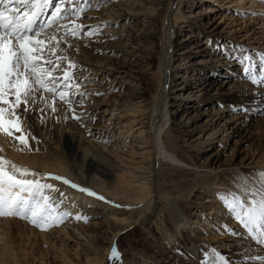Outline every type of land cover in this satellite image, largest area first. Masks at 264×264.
Masks as SVG:
<instances>
[{"label": "bare ground", "instance_id": "1", "mask_svg": "<svg viewBox=\"0 0 264 264\" xmlns=\"http://www.w3.org/2000/svg\"><path fill=\"white\" fill-rule=\"evenodd\" d=\"M101 1L95 0L94 7L99 6ZM109 1L107 5H103L101 11L91 9L85 14V19L75 22L83 26V33L89 31V26L100 28L101 31L90 38L87 35L88 39L82 42L79 53L75 54L73 63L76 67L72 70L75 75L74 82L83 86L87 83L85 79L93 81L96 75L104 73L100 82L87 83V87L83 90L80 87L79 92H86L84 95L92 96H98L97 93L118 92L115 96L117 101L112 103V107L108 105L109 102L105 100V97L98 100L102 101L101 104L95 100L94 108L98 110L101 105H104L106 109L103 116L107 115V111L111 108V115L119 113L117 122L126 119L127 122L122 126L123 130L119 131L117 138L123 136L124 131L127 130L125 134L133 136L132 142H136L134 146L136 149L132 150L130 146L97 143L96 140L103 137V131L114 126L111 118L106 120L104 117L102 122L96 125L87 124V136H85V133L80 134L69 130L64 123L61 125L62 122L56 126L51 119L40 118L37 110L39 107L22 113L25 119V133L30 137L28 147L0 137V149L10 160L15 161L14 163L21 164L26 169L35 168L37 175L28 176L27 179H36L41 184L53 186L52 189L45 188L44 193L50 197V202L59 213L72 210L58 226L51 227H57L58 233L65 234L64 239L76 244L80 249L79 254L80 259L84 261L83 264H151L145 260L133 262L138 261L141 254L135 253V249L129 246L128 239L135 228L134 231L137 229L142 231L147 227L160 206L155 184L157 182L158 125L160 133L164 123L168 124L169 120L166 118L170 115V131H166V135L170 136L172 133L187 139L186 141L192 139L194 143L183 146L176 143V146L182 149V152L187 154L189 160L194 163H197L196 158L202 152L215 145L220 144L226 148L235 141L232 144L233 156L236 158L245 156L239 164H236L234 160L228 161L224 171L237 176L256 165L264 169L263 140L261 147L257 148L253 154L248 155L243 149L244 145L254 140V135L258 133H254L253 137L245 133L241 138H235L238 132L244 129L250 130L247 118L244 119L243 114L238 113L232 115L229 120L223 118L228 101L230 103L247 102L253 97L248 103L249 106L258 102L261 104L259 109H264V83L253 84L246 76L243 82L233 85L230 92L221 93L224 84H219L216 80L203 85L197 91L193 90L197 81H204L207 78L202 77L201 72L190 76L182 75V81L175 82V77L180 73H186L189 69L195 71L198 65L205 70L203 71L205 75L215 74L207 69V65L213 62L212 59L199 61L197 64L185 63L189 53L186 47L187 42L180 44L177 37L187 26H179L176 29L175 25L182 17H186L180 14L181 8L172 19L170 17L172 5L176 0ZM200 21L199 18L195 20V23L198 22L196 24L199 25ZM190 23L195 25L193 21ZM191 31L196 37V30ZM174 36L176 41L172 40ZM144 41H147L148 45L144 44ZM82 46L92 47V50L84 49ZM174 46L176 51L180 48L184 49L178 56L184 57L180 60L183 63L175 65L176 54L171 57L170 53ZM225 50L227 51V48L224 46L222 53H225ZM204 51L205 49H200V52ZM219 60L224 65L232 64L228 63L227 57L224 56ZM249 73L260 77L253 68L249 69ZM216 74L219 75V73ZM153 75L157 77V88L154 93L147 85L148 82L145 83L146 78ZM107 77H112L113 82H118L115 88H110L103 83ZM123 79L128 80L124 84V89L119 83ZM174 87L176 88L173 89ZM87 91L90 92L87 93ZM189 100H191L190 103ZM217 100L221 108L218 111L211 109L199 113L197 110L201 107V103ZM168 101L172 103L169 104ZM184 104L186 106L183 108L187 110V115L182 123H175L176 113ZM75 111L76 116L83 120L82 124L86 122L85 119H89L87 115L81 114L83 109L75 108ZM64 121L68 122L67 116L64 117ZM134 134H137L136 137ZM167 148L170 149L171 146L167 144ZM145 149H148L147 153L142 152ZM217 153L212 155L215 161H210L206 167L209 168L212 163L219 160L220 155ZM141 155L154 156L150 165L146 164ZM179 162L184 163L183 160ZM49 175L62 179H51L47 177ZM63 179L72 182L65 184ZM71 184L78 187L73 188ZM80 188L94 192L96 195L90 196L87 192H81ZM239 192L242 194V190ZM98 195L103 199L100 200ZM216 202L218 204L207 215L210 217L218 215L225 209V213L235 219L222 201ZM186 212L178 210L173 215L172 222L177 232H180V226L193 224L190 219L191 212L187 214ZM195 216L194 223L199 222L204 225L207 222L205 214L195 213ZM93 220L99 222L93 224L94 230L88 234L82 224ZM250 235L251 233L244 234L241 228H236L235 238L230 239V244L225 246L229 257L234 259V264H264V246L251 245L248 241ZM51 236L52 234H38L20 221L0 219V264H15V262L19 264L21 251H24V256H21L31 263L34 260L32 253H28L31 247L38 248L41 243L56 248ZM239 245L241 248H238ZM162 246L167 248L165 243ZM113 248H116L119 253L116 258L111 255ZM62 250L56 248L52 258L62 260L64 258ZM189 252L195 259V248ZM242 252L245 254L241 255ZM27 260L21 261L26 264ZM41 264H49V262Z\"/></svg>", "mask_w": 264, "mask_h": 264}, {"label": "rangeland", "instance_id": "2", "mask_svg": "<svg viewBox=\"0 0 264 264\" xmlns=\"http://www.w3.org/2000/svg\"><path fill=\"white\" fill-rule=\"evenodd\" d=\"M94 2L95 0H90L89 6L81 14L80 18L77 19L75 17H71L69 20L62 21V23L67 24L68 27L71 28L73 22L85 19V14L88 13V11H91L92 9L99 12L103 8V5H107L110 1L102 0L97 7H94L96 6ZM179 9L181 11L180 14L186 17H182V19L175 25L176 29L179 26H187L184 27L181 35L177 37L178 42H181L180 44L187 42L186 47L189 53L185 63H187V65L197 64L199 61L212 59L213 62L207 65V69L215 74L207 76L203 73L205 70L201 69V65H196L197 69L195 71H191L189 69L186 73H180L179 76L175 77V82L180 80L182 81V75L186 74L187 76H190L201 72L200 75L207 78L204 81H197L194 85L195 89L193 90L197 91L203 85H207L213 80H216L219 84H224L221 93H228L233 89V85L245 80V68H248V70L253 68L259 76L264 74V58H262L264 57V0H176L171 8V19ZM45 11L50 15V9H46ZM253 13H255V15H253ZM199 18L201 21L198 25L196 24L198 22L195 23V20H199ZM44 19L45 17L42 16L38 23H43ZM192 21L195 25L190 23ZM191 30H196V37L193 36L194 33ZM63 31L64 30L61 29V31L57 33L58 38L63 35ZM83 32L84 29L81 30L77 37L69 35L66 39L60 40V49L62 51H58L57 55H66L68 59L73 62L76 58L75 54L79 53L82 42L88 39L87 35H84ZM51 33V28L46 29L45 33H41L39 38H45ZM91 36L92 35H89V38ZM172 40L176 41V36H174ZM98 44H100V42ZM144 44L148 45L147 41H144ZM69 45H71V47H69ZM224 46L227 48V51L225 50V53H222L221 50H224ZM82 47L84 49L92 50V47L89 46ZM200 49H205V51L200 52ZM183 51L184 49L182 48L176 51L175 46L171 48V57L172 55L174 57L175 54V57H177L175 65L183 63V61L180 60L184 57H178ZM222 56L227 57L229 61L228 63L232 64H222V61L219 60ZM246 57H250L251 59H245ZM50 58L55 59V57ZM141 63L142 62H140V64ZM61 66L64 67L65 65L62 64ZM138 68L142 69V67ZM216 73H219V75ZM102 75H104L103 72H101L98 76L96 75L95 78L92 79L93 81L85 79V82H100ZM113 80L114 79L112 77H107L103 83L110 88H115L118 82H113ZM146 80L147 81L145 83L148 82L147 85L154 93L157 88V77H154L153 75L150 78H146ZM127 81V79H123L119 82L123 89L125 88L124 84ZM87 83H84L83 86H81L82 90L87 87ZM175 88L176 87L173 89ZM88 92L90 91H87V93ZM212 93H214V91ZM83 94H86V92ZM42 95L44 97L43 99H41ZM116 95H118V92L110 94L102 93L98 96H92L91 94L83 95V97H80L79 95L70 96L69 99L72 102L71 104H68L59 97H53L51 93H42V91H37L35 93L36 102H30L28 112L39 107L37 110L38 114H40V118L51 119L56 126H59L62 122L61 125L64 123L66 128L69 130L80 134L85 133V136H87V124L96 125L99 124V122H102L104 117L106 120L111 118L112 125L114 126L104 130L103 137L101 139H97V143L102 145L130 146L132 150L136 149V147H134L136 142H132L133 136H127L125 134L127 130L124 131L123 136L117 138L119 131L123 130L122 126L127 122L126 119L117 122L116 118L119 113L111 115V108L107 111V115L103 116L104 110L106 109V106L104 105H101L98 110L94 108L95 100L98 101L105 97V100L109 102L108 105L112 107V103L117 101V98L115 97ZM251 99L247 102L233 101V103H230V101H228L226 104L227 107L224 110L225 113L223 114V118H225L224 120H229L232 115L237 113L241 115L243 114L242 117H244V119L247 118L246 120L248 121V128H250V130L244 129L242 132H238L239 134H237L235 138H241L245 133L249 137H253L254 133H258L257 135L255 134L256 136L254 135V140L249 141L243 147V149L247 151L248 155L253 154L257 148L259 149L264 141V109H259L261 104L258 102L249 106L248 103ZM168 102L169 104L172 103V101ZM188 102L190 103L191 100ZM97 103L101 104L102 101H98ZM74 106L75 108L83 109L81 114L85 116L87 115V118L89 117V119H85L86 122L83 124L81 123L83 120L73 118V115H76L77 113ZM185 106L186 104L182 105L179 112L176 113V117L174 119L175 123H182L185 119L184 117L187 115V110L183 108ZM200 106L201 107L197 109L199 110V113L211 109L218 111L220 108L219 100L206 101L201 103ZM22 107L23 106H21V108ZM53 107L56 109L55 111L49 109ZM41 109H43V111H41ZM66 116L68 122L64 121V117ZM166 119L169 120V122L168 124L164 123V127L160 130V133L158 125L157 138V182L155 184L160 206L146 228L142 231H139L138 229L134 231L136 229L135 228L129 234V246L135 249L136 254H141L138 261L133 262L145 260L151 264H219V258L223 257L226 264H234L235 261L231 256L229 257V253H227L228 249L225 246L230 244V239L235 238L234 233L236 228H241L244 234L249 231L244 228L238 220L231 218V215H227L225 213V209L219 212L218 215H211V217L207 214H209L213 207L218 204L216 201L221 203L222 200L218 198V194H223L229 199H231L232 195H241L239 191L243 190L244 187L252 186L258 179L257 174L264 172V169L260 168V165H256V167H250L245 173L237 176L228 174L227 171H224V167L228 161L234 160L236 161V164H239L241 159L245 156L241 155L239 158L233 156L232 144H234L235 141H232L230 147L227 146L225 148L220 144H217L207 151L204 150L205 152H202L200 156L196 158L197 163H194V161L192 162L189 160L188 155L183 153L182 149L176 146V143L179 146H183L194 142L192 139L186 141L187 139H183L177 134L173 135L171 133L170 136H167L166 131H170L169 126L171 125L170 115ZM204 119L205 118H203V120ZM162 122L163 121H161V123ZM22 126L25 131V119L22 121ZM134 128L135 126L133 129ZM134 135L136 137L137 134ZM0 137L5 138L10 142L15 141L11 137H7L3 134H0ZM167 144L171 146L170 149L167 148ZM219 149H221V151H218ZM147 151L148 149H145L142 152L147 153ZM214 153L220 155L219 160H216V162L212 163V165L208 168L206 165L210 161H215L212 157ZM0 156L7 160L9 159L7 155L3 154L1 149ZM153 157L154 156L149 155L143 156L146 164L152 162ZM180 160H183L184 163L179 162ZM9 161L13 163L15 162L10 159ZM16 165L18 167L25 168L21 164L17 163ZM28 170L31 172L36 171L35 168H29ZM219 174L221 175L218 177ZM49 176L47 177L50 178ZM98 196L101 197L100 195ZM207 200H209L208 203ZM178 210L191 212L190 219L191 222H193L191 225L180 226V232H177L172 222L173 215ZM71 211L72 210L66 213L69 214ZM195 213H200V215L205 214L209 224H206L207 222L204 225H201L199 222L194 223L196 218ZM0 219H14L16 221H20L28 228L35 230V232L41 235L52 234L51 239L52 241H55L56 248L63 249L62 254L64 255V258H62V260L54 259L52 257H54L53 253H55L56 248H51L50 246L40 243L38 248L31 247L28 250V253H32L34 257V260L31 263H29L26 258L21 256H24V251L19 252L21 254L19 255V264H24L22 261L26 260V264H41L44 262H49V264L84 263V261L80 259V249L77 248L74 242L64 239L65 234L58 233L59 230L57 227H48L46 230H41L28 220H21V218L18 217H0ZM98 222L99 221L97 220H93L83 223L82 226H84L89 234L94 230L93 224H98ZM249 233H251V235L250 238H248V241L251 245H255L257 247L264 246V242H261V239H259L252 232ZM164 243L167 245L165 246L167 248L162 246ZM193 248H195L196 252L195 259L192 258L191 252H189V250H192ZM238 248H241V245H239ZM240 254L244 255L245 252ZM15 264H18V262H15Z\"/></svg>", "mask_w": 264, "mask_h": 264}, {"label": "snow or ice", "instance_id": "3", "mask_svg": "<svg viewBox=\"0 0 264 264\" xmlns=\"http://www.w3.org/2000/svg\"><path fill=\"white\" fill-rule=\"evenodd\" d=\"M89 4L90 0H0V134L28 147L30 137L23 129L22 113L29 111L30 102H36L37 91L51 93L68 104L72 102L70 96L83 97L84 94L79 92L81 85L74 83L72 70L76 65L66 55H57V52L62 51L60 40L69 35L77 37L83 28L75 22L69 28L62 21L80 18ZM46 9L51 10L50 15ZM42 16L45 17L44 22L38 23ZM50 28V35L39 38ZM61 29L64 30L63 35L58 38L57 33ZM100 31V28L89 26V31L84 34L94 35ZM244 71L253 84L264 83V74L257 77L249 73L248 68ZM52 110L56 109L53 107ZM73 118L79 119V116L74 115ZM36 175L0 156V217H18L46 230L58 226L68 213H59L50 197L45 195L44 189H52V185L26 178ZM257 176L252 187H244L241 195H232L229 200L227 196L218 194V198L244 228L264 242V172ZM50 178L62 179L58 176ZM63 183L71 182L63 179ZM71 187L78 186L71 184ZM79 190L90 196L96 195L84 188ZM111 255L118 257V250L113 248ZM219 264H226L223 257L219 258Z\"/></svg>", "mask_w": 264, "mask_h": 264}]
</instances>
